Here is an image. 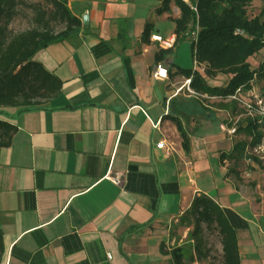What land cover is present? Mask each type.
Listing matches in <instances>:
<instances>
[{"label": "crops", "instance_id": "crops-1", "mask_svg": "<svg viewBox=\"0 0 264 264\" xmlns=\"http://www.w3.org/2000/svg\"><path fill=\"white\" fill-rule=\"evenodd\" d=\"M66 5L81 28L33 58L62 82L60 92L36 110L0 109L17 128L0 148V264H175V249L179 264H221L219 244L213 253L205 235L208 254L197 258L188 238L185 212L199 195L235 230L240 264H264V167L246 168L237 152L254 129L243 122L231 138L205 133L238 109L189 100L187 79L174 74L186 69L175 61L189 38L155 60L167 49L151 36L175 37L174 3L161 14L159 0ZM158 64L166 79L153 75ZM172 117L188 135L187 153Z\"/></svg>", "mask_w": 264, "mask_h": 264}, {"label": "trees", "instance_id": "trees-1", "mask_svg": "<svg viewBox=\"0 0 264 264\" xmlns=\"http://www.w3.org/2000/svg\"><path fill=\"white\" fill-rule=\"evenodd\" d=\"M159 1L161 6L156 10L159 14L169 11L171 2L179 10L180 15L174 20L175 44L198 29L190 49L192 61L203 66V73L179 67L174 72L190 80L189 87L194 93L225 97L239 86L246 87L253 78L264 93V83L259 84L264 79V61L256 69H252L248 61L264 49V5L258 16L250 18L246 9L253 0H187L196 12L183 0ZM22 24L26 25L24 29H14ZM80 28L81 22L72 15L66 0H0V109L36 110L58 95L62 82L33 58L38 51L63 41ZM150 29L147 24L141 34L143 42L148 40ZM171 52V49H160L155 60H163ZM219 74L230 76L226 86L208 85L207 79ZM171 120L181 137L182 149L187 153L188 135L179 119L172 117ZM16 130L15 125L0 120V148L11 145ZM237 149L244 157L243 144L237 145ZM185 214L193 226L188 238L193 240L197 258H205L208 254L201 250L205 246L206 233H213L221 248V264H240L236 232L212 199L205 195L195 197ZM3 252L0 230V263ZM179 252L180 249H175L172 253L175 264L182 258Z\"/></svg>", "mask_w": 264, "mask_h": 264}, {"label": "built area", "instance_id": "built-area-1", "mask_svg": "<svg viewBox=\"0 0 264 264\" xmlns=\"http://www.w3.org/2000/svg\"><path fill=\"white\" fill-rule=\"evenodd\" d=\"M185 3H188L187 0H183ZM189 4V3H188ZM190 8L196 12V8L189 4ZM196 28L193 32L188 35L190 42H195L197 38ZM237 33L242 34V32L237 31ZM151 40L157 42L162 48L170 49L175 44V37H169L163 39L158 35L151 36ZM193 70L199 73H203V68L200 67L195 61H193ZM157 79H166L167 70L166 68L158 64L155 66L154 74ZM189 79L185 80V89L187 94L191 96L198 97L204 101H217L224 103H232L237 109L238 113L231 117L227 123H221L219 125V130L221 133L225 134L227 137H233L237 133L239 125L243 122L247 125H251L254 129V135L256 138L251 137L248 144L244 147V157L243 162L245 167H254L261 165L264 167V93L260 90L255 79L253 78L248 85L239 86L232 93L223 96H208L206 94H196L189 87ZM254 138L256 139L254 141ZM163 143H159V146H162ZM248 176V173L246 174ZM115 184H118L119 181L113 180ZM110 259V256H108Z\"/></svg>", "mask_w": 264, "mask_h": 264}, {"label": "rangeland", "instance_id": "rangeland-1", "mask_svg": "<svg viewBox=\"0 0 264 264\" xmlns=\"http://www.w3.org/2000/svg\"><path fill=\"white\" fill-rule=\"evenodd\" d=\"M28 1L37 2L39 0H28ZM263 5H264V0H253V2L246 9L248 17L252 18V17L258 16ZM25 27L26 25L22 24V25L16 26L14 29L16 31H19L21 29H24ZM177 49H178L177 50L178 57L175 62L183 68L191 69L193 66V61H192V54H191L189 43L187 41L185 42L183 41L179 44V48ZM248 61L251 65V68L256 69L258 65L264 61V49H262L261 51L253 55L251 58L248 59ZM229 78H230L229 75L219 74L216 76V78H214L213 83L209 82L208 79H207V83L208 85L212 87L222 88L226 86ZM263 83H264V79H261L259 81V84L263 85ZM189 100H191L192 103H196V102L198 103V101L194 99H189ZM205 133L208 135H219L220 137H222V133L219 130V125L218 123H215V122L209 124L206 127ZM206 237H207L208 245H211V247H213L214 249L213 253H215L216 251L215 246L218 244L217 237L213 233H206Z\"/></svg>", "mask_w": 264, "mask_h": 264}, {"label": "water", "instance_id": "water-1", "mask_svg": "<svg viewBox=\"0 0 264 264\" xmlns=\"http://www.w3.org/2000/svg\"><path fill=\"white\" fill-rule=\"evenodd\" d=\"M82 21H83V24L86 25L87 24V17L86 16L82 17Z\"/></svg>", "mask_w": 264, "mask_h": 264}]
</instances>
